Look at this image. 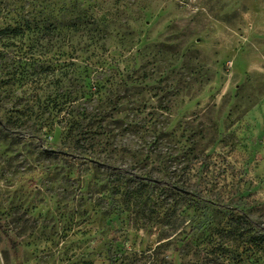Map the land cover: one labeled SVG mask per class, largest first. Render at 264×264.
<instances>
[{
  "label": "rangeland",
  "instance_id": "obj_1",
  "mask_svg": "<svg viewBox=\"0 0 264 264\" xmlns=\"http://www.w3.org/2000/svg\"><path fill=\"white\" fill-rule=\"evenodd\" d=\"M8 28L0 264H264V0H0Z\"/></svg>",
  "mask_w": 264,
  "mask_h": 264
},
{
  "label": "trees",
  "instance_id": "obj_2",
  "mask_svg": "<svg viewBox=\"0 0 264 264\" xmlns=\"http://www.w3.org/2000/svg\"><path fill=\"white\" fill-rule=\"evenodd\" d=\"M9 31H11L12 33H14V31L13 30H10L9 28L8 29H5V30H3V31H1L0 32V34H7ZM156 184H157V186L158 185H160V186H168V187H171L172 189L173 188H175L174 186H171L170 184H168V183H166V182H163V181H158V182H156ZM0 227H1V225H0ZM201 227V225H199L198 226V228H200ZM197 227H195V228H193V229H198ZM192 230V229H191ZM190 230V231H191ZM114 241H116V240H114ZM112 247H109V251H108V256H109V258H108V261L110 262V264H113V260H112V258H111V256H112V253H113V250L111 249ZM13 250H15L16 249V246H15V244L13 245V248H12ZM178 252H179V248H178V246H175V250H174V256H177V254H178Z\"/></svg>",
  "mask_w": 264,
  "mask_h": 264
}]
</instances>
